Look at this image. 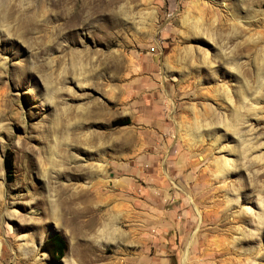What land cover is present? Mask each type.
Masks as SVG:
<instances>
[{"label": "rangeland", "instance_id": "rangeland-1", "mask_svg": "<svg viewBox=\"0 0 264 264\" xmlns=\"http://www.w3.org/2000/svg\"><path fill=\"white\" fill-rule=\"evenodd\" d=\"M108 1L4 0L0 264H264V0Z\"/></svg>", "mask_w": 264, "mask_h": 264}, {"label": "bare ground", "instance_id": "bare-ground-1", "mask_svg": "<svg viewBox=\"0 0 264 264\" xmlns=\"http://www.w3.org/2000/svg\"><path fill=\"white\" fill-rule=\"evenodd\" d=\"M103 1L104 0H95V5H99V6H104V3H103ZM108 1V0H107ZM110 1V0H109ZM108 1V2H109ZM113 1V0H112ZM117 1V0H116ZM91 2H92V0H91ZM90 3V2H89ZM88 3V4H89ZM113 3V2H112ZM115 3V2H114ZM103 4V5H102ZM110 3H108V5H109ZM116 4V3H115ZM114 4V5H115ZM85 5H86V3H85ZM84 5V6H85ZM113 5V6H114ZM14 6V5H13ZM110 6V5H109ZM85 7H87V5L85 6ZM106 7V6H105ZM108 7V6H107ZM110 8H111V6H110ZM127 9V8H126ZM125 9V7H122L121 9H120V13L119 14H124L127 10ZM106 10V9H105ZM110 11V10H109ZM113 11V10H112ZM15 10H12V9H10V7H9V4H7L6 2H4V0H0V23L1 22H3V21H5L6 19H9V18H11L12 19V17H13V19L15 18ZM22 14V13H21ZM111 15H113V14H111ZM23 16V15H22ZM29 16V15H28ZM30 17V16H29ZM19 18V16L17 15V17H16V19H18ZM34 18H36L35 17V15H33V16H31L30 17V20L31 21H33V24H34V21L36 20V19H34ZM24 19V18H23ZM10 21V20H9ZM14 21V20H13ZM30 21V22H31ZM37 21V20H36ZM11 22V21H10ZM16 22V21H15ZM29 22V23H30ZM183 23L185 24V26L187 27V29H188V31H191V32H193V33H199L200 31H201V29H202V25L198 22V21H196V20H193V19H189V18H187V19H183ZM6 24V23H5ZM9 24V23H8ZM8 24H6L7 26H9ZM17 24V27H18V25H20L19 23H16ZM32 24V25H33ZM118 24V23H117ZM2 28H4V27H2ZM19 28V27H18ZM31 28V27H30ZM9 28H5V30H8ZM14 29V28H13ZM33 29V28H32ZM13 33V32H12ZM33 33V32H32ZM16 35V34H15ZM26 37H28V36H26ZM210 39H212L213 40V38H212V36L210 35ZM185 56H184V58H182V57H180L179 58V60H186V59H189L190 58V55H189V53L188 52H185ZM206 57V56H205ZM114 60H115V65H116V68L117 69H119V70H122L123 68H124V64H123V62L120 60V56H119V54L117 55L116 54V57H112ZM182 62V61H181ZM204 63H206V60L204 61ZM234 69V68H233ZM151 96H153V97H155V99H156V101H157V103L159 102V100H160V98H159V96L158 95H156V94H153V95H150L149 97H148V99H150L151 98ZM243 99L242 100H244L245 99V93L244 92H242L241 93V95H240ZM241 100V101H242ZM244 103V102H243ZM243 103H241V104H243ZM242 106H244V105H242ZM233 112H232V115L234 116V120H232V121H229V122H227L226 123V125L224 126L225 128H227L229 131H236L237 129L236 128H238L237 127V125H236V123L238 122V121H240V120H242V113H241V111H240V109L238 108V107H233V110H232ZM243 117H244V115H243ZM233 119V118H232ZM69 210H70V208H69ZM193 240L192 239H190V241L188 242V245H190L191 244V242H192ZM187 246V245H186ZM184 260H185V257H184Z\"/></svg>", "mask_w": 264, "mask_h": 264}, {"label": "trees", "instance_id": "trees-1", "mask_svg": "<svg viewBox=\"0 0 264 264\" xmlns=\"http://www.w3.org/2000/svg\"><path fill=\"white\" fill-rule=\"evenodd\" d=\"M7 167H11V163L7 162ZM53 245H55L57 248H46V250L52 255V256H57L60 255L62 256L64 254V251L66 249V244L63 241V239L56 235L52 238Z\"/></svg>", "mask_w": 264, "mask_h": 264}]
</instances>
